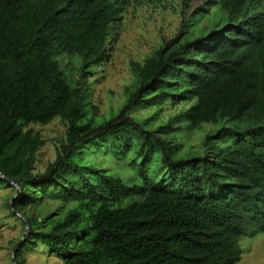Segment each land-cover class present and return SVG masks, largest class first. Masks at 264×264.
<instances>
[{"label":"trees","instance_id":"obj_1","mask_svg":"<svg viewBox=\"0 0 264 264\" xmlns=\"http://www.w3.org/2000/svg\"><path fill=\"white\" fill-rule=\"evenodd\" d=\"M131 2L0 0V172L29 224L17 264L35 243L63 264H238L243 239L264 233V0L206 2L180 37L133 63L118 113L97 118L83 79ZM63 54L80 59L78 79ZM167 102L192 104L155 129V116L133 115ZM57 118L66 136L39 173L45 139L29 127ZM204 125L216 129L182 155L176 136ZM103 153H132L137 178L92 164Z\"/></svg>","mask_w":264,"mask_h":264},{"label":"rangeland","instance_id":"obj_2","mask_svg":"<svg viewBox=\"0 0 264 264\" xmlns=\"http://www.w3.org/2000/svg\"><path fill=\"white\" fill-rule=\"evenodd\" d=\"M209 0H133L124 12L123 21L116 31L111 44L108 45L105 60L95 65L87 78L83 79L88 89V100L97 108V118L109 119L124 105L126 87L134 80L133 63L143 64L146 58L156 53L163 45L169 44L174 38L180 37L188 20L193 19L201 7ZM212 8L211 13L215 12ZM210 16H206L205 20ZM62 66L75 78H79L80 59L76 56L63 54L60 56ZM191 102L173 104L167 102L160 107H138L133 115L145 121L155 116L148 129L168 125L170 119L179 115L191 106ZM179 125V122H177ZM180 126V125H179ZM45 139V145L37 154L36 171L43 173L50 162L56 160L57 149L66 136L67 127L57 118L48 125H31ZM215 126L204 125L197 129H185L176 136V141L183 145L182 155L196 153L206 135L215 130ZM91 160L99 169H106L111 175L124 181L137 178V169L131 166L134 155L120 158L103 153L93 154ZM142 163L141 159H138ZM160 165L154 164V169ZM12 185V184H11ZM4 187L0 184V264H17L16 251L25 241L27 230L23 226V215L13 206L16 197L15 185ZM60 202H51L50 211L55 212ZM19 240L18 243H15ZM244 250L242 260L238 264H264V233L246 237L241 242ZM26 264H63L61 258L51 253L41 243L25 246L21 249Z\"/></svg>","mask_w":264,"mask_h":264},{"label":"water","instance_id":"obj_3","mask_svg":"<svg viewBox=\"0 0 264 264\" xmlns=\"http://www.w3.org/2000/svg\"><path fill=\"white\" fill-rule=\"evenodd\" d=\"M0 177H1L2 179H4L5 181L9 182L10 184L15 185V187L18 188L17 194L19 193L20 188H19V186H18L17 183L8 180V179L4 176V174H2L1 172H0ZM16 196H17V195H16ZM15 198H16V197L13 198V201H14ZM12 207H13V206H12ZM14 211H15V210H14ZM20 215H21V214H20ZM22 217H23V219H24V221H25V223H26V230H27V232H29V224H28V221L26 220V218H25L24 216H22Z\"/></svg>","mask_w":264,"mask_h":264}]
</instances>
